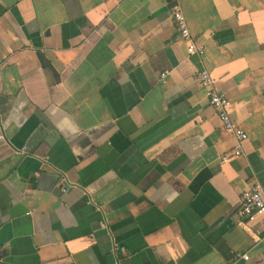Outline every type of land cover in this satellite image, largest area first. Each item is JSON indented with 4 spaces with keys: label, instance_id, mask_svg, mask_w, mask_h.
<instances>
[{
    "label": "crops",
    "instance_id": "obj_1",
    "mask_svg": "<svg viewBox=\"0 0 264 264\" xmlns=\"http://www.w3.org/2000/svg\"><path fill=\"white\" fill-rule=\"evenodd\" d=\"M180 1L0 0V264H264V0Z\"/></svg>",
    "mask_w": 264,
    "mask_h": 264
},
{
    "label": "built area",
    "instance_id": "obj_2",
    "mask_svg": "<svg viewBox=\"0 0 264 264\" xmlns=\"http://www.w3.org/2000/svg\"><path fill=\"white\" fill-rule=\"evenodd\" d=\"M168 5L171 18L177 27L179 36L187 45L188 54L190 56H204L205 46L191 33L181 1L168 0ZM167 75L168 73L162 75V82L166 81ZM197 79L205 91L209 105L215 110L225 131L233 134L237 139V146L233 151L234 157L241 156L243 154V146L249 140V135L232 119L229 112L231 107L230 99L226 93L218 88L216 80L208 70H199ZM0 139L2 140L3 137H0ZM230 160V156H226L223 158V163H227ZM62 192L67 193L68 189L64 188ZM260 217H264V186L255 182L249 189L242 193L236 218L239 226H248ZM250 258L249 254L242 256L245 262H249ZM262 261H264V255L262 256Z\"/></svg>",
    "mask_w": 264,
    "mask_h": 264
}]
</instances>
